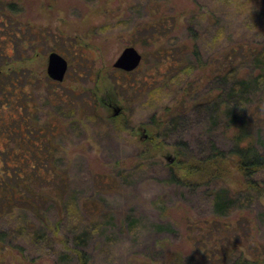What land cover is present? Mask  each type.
Returning <instances> with one entry per match:
<instances>
[{
	"label": "rangeland",
	"instance_id": "374dc122",
	"mask_svg": "<svg viewBox=\"0 0 264 264\" xmlns=\"http://www.w3.org/2000/svg\"><path fill=\"white\" fill-rule=\"evenodd\" d=\"M5 1L20 10L0 4L7 17L0 27V125L14 123L5 109L8 89L12 104L27 108L28 124L57 126L56 157L67 173L66 199L76 197L90 208L81 228L91 232V264H171L179 253L195 250V234L204 238L202 254L213 249L218 236H225L220 224L210 233L212 221L203 223L214 216L215 187L169 182L173 169L185 174L176 164V145H186L199 158L209 153L212 141L230 148L235 127L228 128L224 116L210 121L208 107L216 103L204 102L223 93L218 77L235 65L234 56L228 57L233 46L264 45V0ZM132 46L143 56L139 68L114 67ZM53 52L69 60L63 82L48 75ZM252 66L235 69L252 73ZM62 97L72 106L63 105ZM256 100L264 117V95ZM114 107L122 113L115 115ZM149 139L154 146L145 144ZM9 142L14 143L0 135V176ZM52 181L41 188L49 192ZM226 185L245 188L234 168L217 184ZM46 200L40 208L50 212L45 221L53 227L56 208L50 210L52 201ZM253 203L223 221L234 225L240 240L264 241V197ZM96 206L94 218L90 212ZM12 219L0 214V231L10 234L0 243V264H76L73 258L60 259L59 253L68 251L66 241L57 239L54 249L20 241L13 233L19 224ZM193 258L192 264H204L200 253Z\"/></svg>",
	"mask_w": 264,
	"mask_h": 264
},
{
	"label": "trees",
	"instance_id": "16d2710c",
	"mask_svg": "<svg viewBox=\"0 0 264 264\" xmlns=\"http://www.w3.org/2000/svg\"><path fill=\"white\" fill-rule=\"evenodd\" d=\"M0 4L11 12L20 10V6L13 1L7 3L1 0ZM0 12H2L1 8ZM6 18L4 14H0V27L6 24ZM150 25L152 28L157 27L155 23ZM256 44L255 46L252 42L250 45L233 46L228 57L234 56L235 65L218 77V83L225 86L223 93L216 99L211 98L204 102L206 106L212 102L216 103V108L207 106L210 110V121L216 123L221 116H224L229 121L227 127H235L230 148L221 149L215 141H212L209 153L199 158L191 154L185 148L186 145H176L180 157L176 164L182 167L185 174L180 175L179 171L173 169L169 180L179 185L196 186L202 182L208 184V188L214 186L212 191L214 216L203 223L206 225L212 221L213 227H210V233H217L216 224H220L222 234L225 233V236H218L217 241L213 243V249L205 248L202 254L200 247L204 238L195 234L192 237L195 250L179 253L177 258L171 259V264H192L193 255L196 256L198 253L204 259V264H264V241L249 238V235L240 240L241 236L238 237L234 233L237 232L234 230V225L223 221L238 209L249 210L254 201L264 197V148H262L264 139L261 126L264 117L260 115L259 105L262 104L256 100L264 95V45L261 46L258 42ZM251 63L252 69L255 68L252 73L240 74L239 70L235 69L242 64ZM229 76L232 77L230 84ZM1 85L0 83V89ZM6 90L5 109L10 110L9 114L13 117L14 123L7 124L6 121L1 123L0 135L10 137L14 143L9 142L5 147L4 174L0 176V214L10 216L17 225L19 224V230L16 229L13 233L20 237V241L23 238L30 245L38 248L48 246L50 249L55 248L57 239L62 244L66 241L68 247L65 250L68 251L59 253L60 259L73 258L76 264H91V254L87 250L91 232L87 227L81 228L83 222L81 217H84L90 208L87 209L79 199H75L76 197L71 200L66 199L67 173L58 166V157H56L57 126L53 128L50 126L46 130L42 126L35 127L28 124L27 108L21 104H12L13 93ZM60 102L71 106L74 103L67 102L63 97L60 98ZM174 121H171L173 125ZM145 144L154 146L152 139ZM149 149L150 147L148 151ZM233 168L239 172L245 182V188L233 190L227 185L217 186L219 182L225 181L232 175ZM12 178L16 181H11ZM52 179L53 188L49 192L43 190L41 186H48L45 182H50ZM46 198L52 201L50 210L55 207L58 216L53 227L45 221L50 212L43 214L40 208L41 200L48 201ZM99 210L96 206L91 208L90 213L95 218ZM28 214L29 219L26 218ZM201 224L202 222H198L195 227ZM8 234L0 231V243L7 239ZM70 236H72V246L69 243ZM65 238H69V241ZM10 240L13 242V239ZM243 241L248 245L245 246Z\"/></svg>",
	"mask_w": 264,
	"mask_h": 264
},
{
	"label": "water",
	"instance_id": "95a60500",
	"mask_svg": "<svg viewBox=\"0 0 264 264\" xmlns=\"http://www.w3.org/2000/svg\"><path fill=\"white\" fill-rule=\"evenodd\" d=\"M48 63V75L49 77L56 82H63L65 76L68 73L69 62L58 52H53L49 55ZM143 56L139 53L136 47H127L125 48L120 57L114 63V67L125 70L127 72H133L141 64ZM2 72L0 71V79ZM122 110L116 109L115 115H119ZM173 161V160H172Z\"/></svg>",
	"mask_w": 264,
	"mask_h": 264
},
{
	"label": "flooded vegetation",
	"instance_id": "af4514ba",
	"mask_svg": "<svg viewBox=\"0 0 264 264\" xmlns=\"http://www.w3.org/2000/svg\"><path fill=\"white\" fill-rule=\"evenodd\" d=\"M68 62H69V60H68ZM119 70H121V69H119ZM123 71V70H122ZM125 71V70H124ZM127 72V71H126ZM134 72V71H133ZM67 76V75H66ZM66 76H65V78H66ZM54 81V80H53ZM55 83H56V81H54ZM114 109V111H116V109H119V108H116V107H114L113 108ZM121 113H122V111H121Z\"/></svg>",
	"mask_w": 264,
	"mask_h": 264
}]
</instances>
